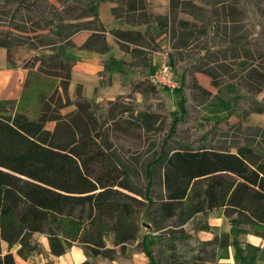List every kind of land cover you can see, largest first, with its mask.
<instances>
[{"label":"trees","instance_id":"16d2710c","mask_svg":"<svg viewBox=\"0 0 264 264\" xmlns=\"http://www.w3.org/2000/svg\"><path fill=\"white\" fill-rule=\"evenodd\" d=\"M96 1L95 6L82 9L78 19L94 15L103 0ZM108 1L118 3L112 9L115 18L131 26L147 27L144 34L127 30L111 32L120 50L130 53L134 60L123 67L139 72L130 84L143 85L155 70L144 50L156 41L151 32L153 25L159 33H166L172 26L175 33L174 24L181 13L201 19L209 13L205 7L226 0H169L170 12L165 17L151 14L147 0ZM244 3L247 18L254 13L260 23L256 36L246 35L239 37L237 43L211 47L209 56L238 52L240 43L255 46L254 53L243 50V55H234L231 64L222 66L229 73L222 82L213 71L202 73L212 79L214 88L237 81V95L245 96L237 101V108L248 114H264V98L261 102L257 100L264 93V38L261 37L264 12L255 8L251 0ZM210 12L211 36H215L218 13L214 8ZM178 25L183 35L193 34L188 22L181 20ZM76 27L75 32L89 30L91 33L78 50L100 54L110 51L103 27ZM56 29L57 36L62 37L61 29ZM0 47L7 50L8 62L14 65L9 44L0 41ZM207 57L199 58L195 68ZM53 59L50 69L54 73L43 71V67L36 72L27 71L14 111L0 107V264H16L14 251L23 260L43 255V246L36 235L46 237L49 253L55 258L78 247L87 257L81 264H99V257L118 264H134L132 256H126L130 242L140 245L139 253L148 258L149 264H219L218 249L238 245L228 235L208 225L201 230L214 233L211 241H200L189 233L165 231L170 220L176 219L175 226L180 228L201 215L237 216L251 231L264 236V152L259 147L246 143L228 148L213 145L211 137L226 122L221 121L213 123L204 133L195 127L191 142L181 143L179 149L169 151L170 139L176 137L179 125L191 121L189 117L194 121L199 118V114L189 111L187 99L183 97L168 125V134L156 152L157 157L146 166L142 187L131 170L119 167L116 156L107 153V145L98 138L96 129L86 127V120L94 126L97 121L89 112V102L77 94L81 88L73 94L79 100L77 110L69 116L60 114L69 105L62 97L68 95L71 72L56 56ZM241 59L248 65L237 73L233 66ZM192 69L187 67L181 74V85L172 90L175 95L183 96ZM99 77L98 89L111 87L106 62ZM56 79L60 81L63 96L59 95ZM158 88L155 85L152 91ZM203 93L211 97L209 92L203 90ZM55 122L54 131L46 128L48 123ZM158 167L163 169V190L155 198ZM144 211L151 230L162 231L154 236L152 245L147 241L149 234L140 238ZM108 238L113 240V247L106 243ZM235 253L234 264L242 259L240 252Z\"/></svg>","mask_w":264,"mask_h":264},{"label":"rangeland","instance_id":"374dc122","mask_svg":"<svg viewBox=\"0 0 264 264\" xmlns=\"http://www.w3.org/2000/svg\"><path fill=\"white\" fill-rule=\"evenodd\" d=\"M147 1L151 6L156 4V0ZM158 1L163 2L164 0ZM160 2L156 5H160ZM96 3V0H0V41L9 44L13 63L26 70V73L28 70L36 72L39 67H43V71L49 70L54 73L55 70L50 69L55 62L53 56L61 60L67 66V70L71 72L72 66H75V61L72 60L70 55L82 46L90 34L89 30L75 32L78 29L76 25L93 29L103 27L97 18V10L94 15L78 19L81 16L82 9L95 6ZM251 3L255 4V8L264 12V0H251ZM244 4V0H226L221 4L210 5L205 7L209 13H205L201 19H194L181 13L174 24L177 29H175V33L172 26H169L166 33H159L156 26L153 25L151 32L154 33L156 41L144 50L148 53L151 63L155 65L154 67L159 65L161 59L159 57L153 58L154 55L151 56L150 51L164 54L169 50V61L173 68L177 88L181 85L179 78L183 71L187 67H193L190 71L189 85L185 87L183 96L175 95L171 89L158 88L152 91L154 86L149 81L152 73L142 83L143 85H131L126 93L115 95L112 101L104 99L96 102V96L93 99H87L84 96V90L77 86L76 90L78 87L82 90L77 91V94L89 102V112L97 121V125L94 126L90 120H86V127L89 130L96 129L98 138L102 139L107 145V153L116 156L119 167L131 170L136 182L142 187L145 185L146 166L157 157L156 152H158L163 139L168 134V125L174 118L173 113L178 112V104L183 97L187 99L189 111L196 115L199 114V118L194 121L192 117H189L191 121L179 125L176 137L170 139L169 151L179 149L181 143L191 142L195 135V127L198 131L204 133L213 123L225 120L226 122L218 132L211 137L213 145L228 148L246 143L259 147L261 152H264V133H262L264 132V115L258 113L248 114L245 110L238 109L234 104L238 99L237 95H235L231 106L227 105L225 110H222L221 105H225L229 100L230 87H235L237 81L227 82L221 88L215 89L212 79L202 73V71H213L218 76V81L222 82L229 77V73H226L228 71L224 72L222 66L231 64V58L234 55H243V50L254 53L255 46L240 43L238 52H229L225 55L211 54L209 56L211 47L237 43L239 37L246 35L256 36L260 23L255 20L254 13L247 18L248 12ZM212 8L217 10L218 13V31L215 36H211L213 24L210 11ZM181 20L192 25V35H183L180 32L178 23ZM56 28L61 29L62 37L57 36ZM103 28L105 29V27ZM142 30L147 32V29L143 26ZM67 36L69 37L67 38ZM261 37L264 38V34ZM205 57L207 58L202 60L195 68L197 60ZM111 62L110 76L116 82L118 81L119 66L121 65L116 60ZM247 65L248 62L241 59L233 67H235V72L238 73L240 68ZM125 70L132 72L133 76L137 77L139 75V72L135 69L125 67ZM56 80L59 95L63 96L60 81ZM71 82L72 78L69 83L67 97H62V100L69 104L60 110V114L63 116L74 113L77 110L76 103H79V100H76L73 95L76 90L72 92L74 86ZM84 85H86L87 97H91L92 80L85 81ZM203 90L209 92L212 97H206ZM216 97L221 101L219 108L214 106ZM244 97L242 95L240 98ZM262 98L263 96H260L257 100L261 101ZM11 107L8 106L4 109L12 112L15 107ZM208 109L216 110L215 118L209 123H203L201 122L202 116ZM55 125L56 122L48 123L46 128L54 129ZM231 151L235 152V149H231ZM157 171L155 198L163 190V169L158 167ZM203 223L204 220L201 215L192 219L191 222L189 221L187 227L184 225L179 228L175 226L176 219H173L166 223L168 228L165 231L167 230L172 234H187L191 228L196 231L200 229ZM141 227L140 238L145 234H149L150 238L147 240L149 245L155 242L154 236L162 232L155 233L151 230L152 227H150L146 211H144ZM37 238L40 240L42 237L37 235ZM44 238L46 237L44 236ZM42 243L47 245L45 240H42ZM106 243L109 247H113L114 242L111 238H108ZM2 246L5 248V245ZM140 249V245L130 242L126 246V256H132L134 264H149L148 258L139 253ZM116 250L120 252V248H116ZM98 262L99 264H115L104 257L98 258Z\"/></svg>","mask_w":264,"mask_h":264},{"label":"crops","instance_id":"0c3cea01","mask_svg":"<svg viewBox=\"0 0 264 264\" xmlns=\"http://www.w3.org/2000/svg\"><path fill=\"white\" fill-rule=\"evenodd\" d=\"M159 2L160 1L156 0V4H158ZM147 3H148L149 12H151V14L155 16L165 17L170 12L169 0H164L163 2H160V5L155 4L151 6L149 4V1H147ZM117 6H118L117 2H112L108 0H103L97 6V13H98L97 18L107 31L106 42L109 45L110 51L107 54H100L97 52L95 53L86 50H75L70 55L72 60L75 61V66H72L71 68V78H72L71 84H73L74 86L72 92L76 90L77 86H80L82 90H84V96L87 99H93L96 96V102L102 101L104 99H107L108 101H112L113 100L112 98L115 95H123L124 93H126V90L131 86L130 82L138 77V76L137 77L133 76L132 72L130 71L127 72L123 67V64L132 63L134 62V60L132 58V55H130V53L127 52L124 53L120 50L118 41H116L115 37L112 35L111 32L114 30H122V31L127 30L138 33L141 32L143 34L146 32L145 30H142V26L139 25L131 26L127 24L125 21L115 18V16L112 13V9L116 8ZM143 27L147 29L146 26ZM90 35L91 33L87 36V38ZM150 55L153 56V52H150ZM154 57L155 56H153V58ZM112 60H116L120 62L121 65L119 66L120 69L118 68L120 70L118 74V81L116 82L113 81V78L110 76L111 87L107 89H98L100 82L99 73L103 71L105 62L107 63V65L109 63L108 70L109 73H111L110 67ZM152 66L154 67L155 65L152 64ZM74 68L76 69L74 70ZM129 69H134V68H129ZM26 76H27L26 70H23L21 67L15 64L11 65L8 62L7 50L5 48L0 47V106L1 107L3 108H8V106L9 108L10 106L15 108L17 107V104L19 102L18 100L20 99L23 90V84L25 82ZM87 80H92L93 87L90 90L91 97H87L86 95V85H84V82ZM237 86H238V82L235 87L234 86L230 87V90L228 92L229 100L225 105H221L222 110H225L227 105L231 106V104L233 103L235 95H237ZM219 88H215V89H219ZM232 91H236V92H232ZM261 96H263L264 98V93H262ZM239 99L240 97L238 96V99L234 103L235 106ZM220 103H221L220 99L216 97V99L214 100V106L216 108L217 107L219 108ZM208 110L214 112V116L212 120H204L207 123L213 121L216 114L215 109L213 110L208 109ZM49 130L54 131V129L51 128ZM203 220H204L203 226L208 225L211 228L218 229L219 233L228 235L231 241L236 242L238 244L236 246L218 249L217 254L219 258V264H234V257L236 251L242 254V259L235 264H264V236L261 234H256L253 231H251L249 226L247 224H244L237 216H232L230 218H227L224 215L222 216L216 215L209 217L203 216ZM191 221L192 220H190V222ZM187 224L185 225L186 227ZM201 228L198 229L197 231L192 230L191 228L189 233L200 241L213 240L215 236L214 233L208 230H203V229L201 230ZM35 237L37 238V235ZM42 240H45V243L47 245L43 244ZM39 242L40 244H42L44 249L43 255L37 257H30L29 260H23L16 254V251H14L13 257L16 264H45V262L47 261H53L54 264H81L85 262L87 258L85 257L83 251L77 247H73V249L64 256L55 258L49 253L50 248L47 239L42 237L39 240ZM113 263L118 264L116 262Z\"/></svg>","mask_w":264,"mask_h":264},{"label":"built area","instance_id":"2783aa9c","mask_svg":"<svg viewBox=\"0 0 264 264\" xmlns=\"http://www.w3.org/2000/svg\"><path fill=\"white\" fill-rule=\"evenodd\" d=\"M168 52L164 54L161 52L153 53L155 57H159L161 59V62L155 67L154 72L149 77V81L154 86L156 85L166 90H173L177 88V83L175 82L173 68L169 61L170 58Z\"/></svg>","mask_w":264,"mask_h":264},{"label":"bare ground","instance_id":"6f19581e","mask_svg":"<svg viewBox=\"0 0 264 264\" xmlns=\"http://www.w3.org/2000/svg\"><path fill=\"white\" fill-rule=\"evenodd\" d=\"M213 116H214V112L207 110L203 115L201 122L206 123L204 120H212Z\"/></svg>","mask_w":264,"mask_h":264},{"label":"water","instance_id":"95a60500","mask_svg":"<svg viewBox=\"0 0 264 264\" xmlns=\"http://www.w3.org/2000/svg\"><path fill=\"white\" fill-rule=\"evenodd\" d=\"M150 228V227H149Z\"/></svg>","mask_w":264,"mask_h":264}]
</instances>
